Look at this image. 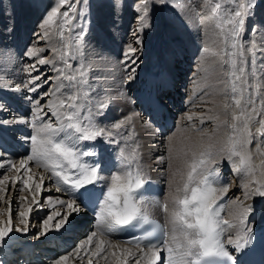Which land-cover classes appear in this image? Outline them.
<instances>
[{
    "label": "bare ground",
    "instance_id": "obj_1",
    "mask_svg": "<svg viewBox=\"0 0 264 264\" xmlns=\"http://www.w3.org/2000/svg\"><path fill=\"white\" fill-rule=\"evenodd\" d=\"M113 1L102 0V2H99L96 5L95 7L96 9H94L96 10L95 14L98 24L96 26L95 25L92 26H95V30L93 29V31L97 33V36L95 37L94 32L93 35L90 34L89 37L87 36L88 37L86 42L87 47H86V51L85 50L84 51L87 56H91L94 55V53L91 52V50L93 49L103 50L106 53L107 61L102 64H93L89 59L86 58L84 59L81 72H85V70H87V72L89 73V76L84 78L85 80H87V84H83V85L80 84L79 83L80 74L79 75L76 74L73 75L77 77V80L75 81L76 87L73 85L74 82L72 84L74 86L73 87L71 84H69L68 80L60 77L59 73L56 71V69L62 68L61 65L62 62L60 64L59 62L60 60L58 61L57 55L52 52L48 53L47 55H44L45 50L54 48L53 45H55V42L56 44L58 42L55 38V33H53L52 30L50 31L49 39H47L46 41L39 40L37 36L32 35V38L34 40L31 43V45L35 44L33 47L37 50V52L40 53L41 56L49 60H53L54 56L57 57L54 60L53 64L38 65L39 72L43 73L44 78L51 77L52 79L50 80V83L53 85V87L50 89L46 84L44 88H42L40 91L48 90L49 92H55V95H50L42 99L41 104H44L45 100H49L53 105H56L59 103L60 100L66 99L65 97H67L66 96L67 94L65 92L68 93L71 92L78 96V99H76L75 101V103L78 105L76 112L77 115L81 117L80 120H74L72 121V123L86 124L87 121L84 120L83 117H85V115L88 113L92 114V119L94 122L101 123V118L95 115L97 112L96 106L100 102L107 100V98L110 97L111 104L107 108L108 110L107 109L105 110L104 116L102 117L103 126H105L106 131L110 129L113 130L116 129L115 127H113V125L116 122H123V127H125L126 129L128 128L129 131L136 129L141 133L140 138L142 139L143 142H147V146L150 147L151 152L149 154L146 148L143 147H139L138 150L136 149V151L138 152V154L139 153L141 154V152H143V154L141 155L144 158H147L148 161H149L148 156L151 157L148 165L151 166L152 162H157L160 165L161 169L159 170L154 169L152 170V172L158 177H162V178L164 176L167 177L166 198H168V200H170L171 197L174 198L173 196H175V194L176 196H178L180 192H182L181 190H183L184 184H188L189 186L190 183L188 176L189 173L191 172V166L189 165V163L190 161L192 162L193 159H191L190 157L191 154L188 155L187 152L183 150L184 149V146H182L183 144L188 146L190 145L189 143L195 141L193 143L194 148H196L195 157L196 154L199 155L202 153L203 155L201 156L206 155V158L209 156L212 158L211 159L209 157L210 160H208L207 158L208 162L206 168L205 167L203 169L200 168L201 174L193 179H197L202 174H205L207 172L211 173L210 170H212L214 166V160L217 161L219 160L220 163L219 168L229 169L225 163V157L227 156L228 152L232 149L233 145L234 144L237 145V150L241 152V155L244 157L245 163L243 165H239L237 161H240V157L233 156L232 158L233 160L232 168L233 169L236 168L235 165L238 164L240 166V171L235 172L231 170L230 172V177H232L234 180L230 182V185L228 187V192L230 193V197L227 202V212H226V216L229 219V222L236 225L235 229L228 228V232H229L228 237L232 236L233 238H235L237 231L241 227L235 215L237 210L236 206L241 201H243L245 205H251L254 208H256L257 205L260 206L264 205V199H261L259 197H256L255 199L245 198L246 191L264 186V136L258 135L259 131H264V128H261V120L264 119V72L259 71V67H260L259 64L255 65V69L257 70V74H258L257 83H259L260 85L259 92L254 97L255 104L248 105L247 108L245 109L242 120L235 121V123H237L238 125V130L232 132L230 137L228 136L230 142L227 141V136L224 132H222L224 133L223 136L222 135L214 136L217 135L218 131H220L221 129L226 130L228 134L230 133L231 127L229 124L231 121L233 123L232 113H235L236 115H240V109L235 107L234 100L232 98L233 94L225 95L226 91L228 90L226 89L225 84L221 83V81L226 80L227 76H226V72L225 73L222 72L224 66L223 67L221 66L219 62V57L212 55V53H208L209 55L205 54L200 49L199 46L200 44L201 45L203 44L204 37L210 35L211 33H213V37L215 35L214 37L215 39L217 38L215 42L218 41L219 36H221L218 34V32L215 31V27L216 26L218 27V25L221 22L217 21L216 16L213 14L212 11L213 7H211L210 4H208L205 0H193L192 2L195 3L194 6H192V3L189 4L188 0H186L188 4L184 3L183 6L182 4L178 5L176 3L178 6H180L179 8L181 9L179 10L180 11L179 15H177L175 18L168 16L169 8L158 10L153 14L152 19L149 22L150 26L145 27L143 31H137V29L140 28V21L137 19V12L133 8V4L136 2V0L133 1L134 3L128 5L124 4L125 5L124 7H121L123 5L121 0H116V2ZM28 3L29 4L27 5H24L22 3L21 9L17 12L14 10H9L7 7L5 8L4 5L0 4V9L4 8L3 9L4 12L0 14V85L4 83L15 84L21 82L20 78H23L24 75L27 78V76L29 75L27 69L30 64L34 63L33 59H30L29 57L26 56L27 59L25 58L26 60L23 66L21 64V59L23 60V57L22 58L18 57V54H21L20 53L21 52L20 47L22 46L21 40L24 38L22 33L33 34L34 32L36 33L41 32L42 30L38 27V24L40 23L44 13L52 5L48 0H43L40 5H33L30 2ZM171 8L173 9V7ZM258 10H260V14L257 17H255V21L257 23H264V13H263L264 4L260 5ZM181 16H183V20H181L180 18ZM204 17H208L209 19L205 21V24L201 25L199 21ZM18 18H21L23 31L21 34L19 33L21 36L20 37L18 36L19 40L15 41L16 43L12 41L14 43V47L16 46L15 48H13V45H11L12 43H8L10 34L6 31H8V28L13 27L15 23L19 22V20H16ZM7 22L9 23L8 24L9 27L7 26L8 28L6 29L4 26ZM61 25H62V21H61ZM30 26L32 27L30 28ZM246 27H247V22H246ZM24 28L26 29L24 30ZM128 28H129V33L126 35ZM118 31L121 36L117 34ZM213 31H215V33ZM185 34L186 36L189 37V39L184 38L183 35ZM246 35L247 33L245 32V36ZM67 37L69 41H71V39L73 38L72 32H69ZM120 37L121 39L123 38L122 40V42H124L122 45L123 48L121 46L122 42H120L121 40ZM137 37H139L142 41L141 45L139 46L136 43ZM224 37L220 38L222 40L219 44L216 43L217 45L216 44L214 45L216 49L215 48L212 49L211 47L212 50L214 49L216 50L215 51L216 53L221 52V50H225L227 52L230 51L233 41L231 40L228 32ZM26 38L28 40L30 36L27 35ZM179 38H183V41H179L178 40ZM214 38H213V43H214ZM226 38H228V42H229L228 44L223 43V41ZM253 39L259 40V37L254 36ZM184 43L185 44L189 43L186 50L182 48ZM129 45L138 49L136 55L139 57V59L137 61L138 66H136V72L134 74L135 79L131 82L126 83L125 80H126L127 72H126L125 64L123 63L122 53L127 49ZM41 49H43L44 51H41ZM62 49H63L62 51H64V47ZM245 50L246 52L244 53H246L248 56L247 46H245ZM210 52L212 51L210 50ZM15 56H17L16 58L17 62L14 59ZM225 58L228 60L229 63H231L233 60L232 56L229 57L226 56ZM229 58L231 60H229ZM79 69H77L78 73H80ZM181 69H186L187 71H190L191 79L189 80L186 87L188 94L187 101L189 100V106L184 111H182V115L178 117V121L180 124L181 122L183 123V121L184 122L189 121L187 117L191 116L192 119L189 122V126L191 127L190 130H192V132H195L194 131L195 128L197 129V127L202 123L201 121H203V123L206 124L207 129L203 128L201 131L199 129V132H195V134L197 135L204 133L205 137H203L202 134V137H197V139L193 138L194 140H192V138L189 140V138L186 137L184 138V140H182L181 137H178V136L187 135L186 134L187 132L185 133V131L181 135L177 134V136H175L176 133L173 132H172L173 134L170 133L172 135V141H171L172 151L171 153H168L170 157L169 160V158L168 159L166 158L167 153L165 154L160 153L158 155L154 154V151H160L161 149L164 150L168 148L169 145L165 144L162 140L160 141L157 139L156 135L158 134L154 131L153 128H151L149 125H147L144 122L145 119L141 117V114L133 107L132 100L135 97L134 93L127 94L126 91L129 87H132V89L135 90L136 87L138 86L139 87L137 91H139L141 88L140 86L149 83L147 80H145V78L151 73H154L158 76H160L163 72H173L174 74H178L180 73ZM128 71H130V69H128ZM32 74L37 75L36 72H33ZM157 82H158L157 78L156 79L150 78L151 87L156 86ZM249 83H252L251 77H249ZM66 84H69V86ZM57 86H59L58 89ZM64 89L65 92L63 94ZM3 94L5 96L7 103L11 105L12 113H14L17 116L29 115V109H27L28 104L22 99H20V97L24 95L23 91L19 93H3ZM12 95L15 97L13 98ZM29 95L32 94L30 93ZM193 97H195L194 100H192ZM236 98H240L238 94H236ZM14 102L17 103L21 108L25 109V114L21 115V113L16 111L17 108ZM225 104L229 105V107L225 108L224 107ZM244 107H245L244 99H242L241 108ZM253 107L255 108V111H252ZM13 108L15 109L13 110ZM62 109L64 108H57V112H59L60 114L58 118L56 115L53 114V112L49 108L46 107L45 112L47 113V115L43 116V118H45L46 120L44 119L43 120L50 121L51 119H54L55 122H57L59 119L60 121V117H62L63 115ZM113 117L114 118L117 117L118 119L114 120V122L112 123ZM125 117H130L131 121L130 122L126 121L124 119ZM105 121H109L108 122L109 124L106 125ZM244 121H247V131H243L241 127ZM41 122L43 121L37 120V125L39 126ZM61 123L59 125L53 124V126L59 127L61 125L66 126L68 124V123H62V124ZM17 127L19 129H25V128L28 129L29 125L28 126L22 124L11 125L10 127L6 128L7 135L16 134ZM178 127L180 126L178 125ZM178 127L175 128L176 131ZM70 131L74 133V130H70ZM118 133L120 132L116 131L115 136H117ZM249 133L251 135H249ZM61 135H63V133H61ZM261 138H263V140ZM57 139H59V137H57ZM81 143L83 144V141ZM241 143H243V147L239 146ZM132 148L135 149L136 147L133 146ZM118 151L121 150L118 149L117 152ZM23 154H24L23 152L14 153L12 159L13 162L17 164V167H19V160L24 159ZM208 154L209 156H207ZM158 157H165V160L161 161L158 159ZM213 157H216V159L213 160ZM81 158L82 157H80L79 162H81ZM168 160L169 162L167 163ZM27 167L30 169V172L27 173H23L22 170L21 172H17L16 170H11L6 167H0V173L2 174L1 171H5L6 169L8 172L5 171L4 175H8L10 177V180L5 181L4 184V187L6 189L8 187L10 188L9 194L7 195L6 193L3 195L2 198H0V204H3L2 208L0 207V218L3 217L4 220L3 223H7V221L9 220V211L14 212L13 210L15 209V205H16L14 201H17L16 200L17 195L15 196V194H17V192H19L20 189L23 187V185L19 182V179H17L18 177L26 178L28 175H31L33 177V180L29 182L31 188H34V185L36 183H41V185L44 184V188H40L39 190L31 191L29 188H24V190L21 191L20 196L25 195L26 198V200L21 203V206H23L21 207V209L22 211L24 210V212L28 211L30 202L33 199V195L35 196L36 200H39V194L41 190L43 191V194L46 195L45 200L47 203L49 198H51L53 202L61 199L66 200L65 199L66 196L69 197L68 199H71V197L69 196L70 192L64 190L65 187L64 185L60 186L61 188L60 191L56 190V185L53 182L55 180V177L50 171L44 169L43 167L36 166L34 161L29 162ZM68 167L69 168L67 170H70L73 174H75L76 170L70 169V166ZM184 171H186V173L184 179L182 180L183 177L182 175ZM114 173H117V171H115ZM3 176H1L0 179H2ZM41 176L43 177L42 182L39 179ZM12 180H16L15 185L12 184L11 182ZM52 185L53 186L55 185L54 188L52 187ZM244 185H248V189H245ZM171 186H173V188ZM169 187L172 188L173 190L171 189L172 190L171 191ZM221 187L222 185L215 187L217 189L215 197H217L221 193L219 191ZM178 189L179 191H177ZM189 191H190V186L187 194L189 193ZM233 192H235L234 194L237 196L233 197L232 196ZM28 198H30V200H28ZM169 203L168 201L166 203L167 222L169 229L168 237L172 234V223H171L172 213L176 212L175 210L171 209L170 206L171 204ZM51 206H59V205H53L48 203V207ZM60 208L62 207L59 206L56 208V210L60 211ZM43 209L38 210L36 214L34 213L36 218L43 213ZM61 211L63 212L64 209H61ZM261 217H264L263 211L261 212ZM70 218H73L70 220L72 227L74 226L72 230L69 229L65 230L67 228V225H65V227L62 228L59 232L50 231L46 236L41 235L39 238H36V235L28 238L29 234L27 232L26 234H23L20 232H16L13 229L5 245L2 248H0V256L2 257L4 255L6 256L12 255L10 259L8 258L10 261L9 263H12L15 260L14 259L15 253L18 252L19 254L21 253V255H19L20 258L23 255H26V257L23 256L24 258H22V260H20L19 262H17L18 261L17 259V261L14 264H23L25 259L27 260V262L31 261L30 262L31 264H36L37 260H35V258L33 260L32 257L29 260L30 257L29 254L33 255L34 252H38L39 255H42L44 253H50L48 254V256L53 258L58 255L57 254L58 251L59 253L61 251L62 253L60 254H67L69 256V260L67 264H88V258L85 257V251H87V249H82L80 250L79 253L76 252V249L79 246V244L83 243L87 239L88 235H90L91 232L93 231L97 232V236L93 238V244L91 248L94 251L95 246L99 243V241L103 240L104 241L103 247L106 249L105 254L107 255V259L91 257L92 264H120V262L124 259V256L121 255V252L125 248L131 249L134 253L139 255V250L137 249L136 245H130L123 241L114 240L111 237H109L106 233H102L101 229H98L96 227V220L91 222L88 216L83 214L82 210L79 213V215L73 214V216H71ZM79 221H83V224H85L82 230L77 228L81 226L78 224ZM14 223L15 221L13 220V217H11L12 228H13L12 225ZM16 223L17 226L23 227V225H19V221ZM89 227H90L89 229L90 232L88 231V234L86 236L85 235L80 236L79 239L77 240V244H76L77 246L69 249L70 251L67 252L66 249L69 247V244L72 242V241L69 242L67 239H69V237L71 236V240H72L73 237L77 236L78 234L81 235L80 232L87 230ZM28 228L31 227H28L27 225V229ZM30 232L31 230H29V233ZM55 240L58 241V244L60 245L63 244V247L61 249L59 250L56 249ZM52 241H54L53 245H48V246L46 245L47 243H50ZM34 248L36 249V251H34ZM13 251H15L14 254ZM145 251H147V248H145ZM113 252L116 253V256L112 255ZM54 253L55 255L51 256ZM37 259L40 260V257ZM49 260H53V259H49ZM52 264H54V262H52ZM128 264H134V259L129 258ZM141 264H146V261L142 260Z\"/></svg>",
    "mask_w": 264,
    "mask_h": 264
},
{
    "label": "snow or ice",
    "instance_id": "obj_2",
    "mask_svg": "<svg viewBox=\"0 0 264 264\" xmlns=\"http://www.w3.org/2000/svg\"><path fill=\"white\" fill-rule=\"evenodd\" d=\"M260 4H264V0H245V3L239 4L235 10H232L231 6H228L226 11L230 15L227 23L231 26L229 35L233 41L231 45L233 60L229 64L228 60L225 59L229 55V52L225 50H221L219 53L212 52V55L219 57L222 67L226 64L228 65L226 69L227 78L221 81V83L225 84L228 90L225 95L233 94L232 98L235 107L240 109V115L232 113V120L234 122L230 127L234 132L238 130V125L235 121L242 120L245 109L248 105L255 104L254 97L259 92L260 85L257 83L258 74L255 65L259 64V71L264 72V23H257L255 21L256 9ZM83 6L84 0H56L55 5L50 6L38 24V27L42 31L33 33L39 40L46 41L49 39L52 27L57 25L58 20L62 21V24L66 26L69 32L73 31L74 28H79V31L76 32L75 46L65 45L64 51L59 53L58 58L64 62V68H71V62H75L77 68H81L80 58L89 59L93 64H102L107 61L106 53L103 50L93 49L91 52L94 55L91 56H87L84 52L83 41L86 30L77 18L78 8L82 9ZM170 6V0H136L133 8L137 12V19L140 21V28L137 31H143L145 27L150 26L149 22L156 11ZM220 8L221 4L216 3L215 8L212 10L213 14L215 15ZM180 18L183 20V16ZM207 19L209 18L204 17L199 23L203 25ZM73 21H75V24H73ZM245 32L247 33L246 36ZM59 35L63 38L64 31L61 30ZM254 36H258L259 40L253 39ZM136 43L138 46L141 45L142 41L139 37H137ZM245 46H247V57L244 55ZM137 50V48L129 45L122 53L123 63L127 72L126 83L135 79L134 74L139 59L136 55ZM201 50L205 54L210 53V49L207 46ZM41 51L44 50L41 49ZM48 51L57 53L58 50L48 49ZM23 55L34 60V63L30 64L27 69L30 79L26 83L24 81L15 84L4 83L0 85V93H19L23 91L24 95L20 99L28 104L29 115L17 116L12 113L11 105L7 103L4 95L0 94V129H6L14 124H25L30 125L34 129L35 134L30 133L23 139L13 137L14 143L8 141L0 142V167H6L17 172H21L22 170L23 173H27L30 172V169L27 167L28 163L34 161L36 166L43 167L53 174L55 177L53 182L56 185L57 191H60V186L64 185V190L70 192L71 196V199H61L55 202L51 198L48 199L49 204L59 205L64 211H58L53 206L49 214L41 221V228L35 234L36 238H39L41 235L46 236L50 231L59 232L65 225H67L65 230L70 229L72 224L69 218L73 214L79 215L82 210L80 205H83L84 208H92L95 215L96 227L101 229L102 233L110 234L126 227L136 228L141 223H148V217L142 208L145 198L142 194L137 196L139 190L148 181L142 169L139 168H137L133 177L131 170L132 160L125 157L123 152L120 153L122 158L121 167L116 174L110 176V184H100V161L97 160L91 165L79 162L82 156L95 157L98 155L94 150V146L81 148L80 144L82 141H95L98 138L103 139L105 136L110 138L113 135L112 131H106L105 126L102 124V117L105 110L111 104V98H107V100L100 102L96 106L97 112L95 115L101 118V123L94 122L91 113L83 117L87 121L86 124L72 123L74 120L81 119L76 112L78 108V105L75 103L76 99H78L76 94L70 92L65 100H60L56 105H53L49 100H45L44 104H41L42 99L55 95V92H49L48 90L40 91L46 84L50 89L53 85L50 83L52 78H44L43 73L39 72L38 65L53 64L57 57L54 56L53 60L46 59L31 46L25 49ZM64 68L56 69L60 77L68 81H76L77 77L66 75ZM33 72H36L37 75H32ZM83 77L84 72H80L79 83L82 85L87 84V80ZM249 77H251L252 83H249ZM21 84H23V88H21ZM29 93L35 95H29ZM236 94L240 98H236ZM242 99H244V108H241ZM46 107L58 118L60 114L57 112V108L71 109L72 111L66 112L65 115V119L69 123L66 126L54 127L51 121H43V116L47 115L45 112ZM224 107L228 108L229 105L225 104ZM166 111L167 104L165 98L159 96L151 101V109L148 118L144 122L153 128L157 134L164 137L163 142L169 145L167 151L171 153L172 135L163 131L166 127ZM252 111H255L254 107ZM124 119L128 122L131 121L130 117H125ZM187 119L191 120L192 117L188 116ZM37 120L43 122L38 126ZM201 122L203 123V121ZM113 127L118 130L123 127V122H116ZM241 127L243 131H247V121H244ZM261 128H264V119L261 120ZM70 130H74V133L78 135H75ZM249 135L251 134L249 133ZM258 135L264 136V131H259ZM108 142L115 143L116 141L110 139ZM15 144H19L21 147L25 145L29 146L26 159L19 160V167H17V164L12 159L14 156L12 149L15 147ZM239 146L243 147V143ZM233 156L240 157V165L245 163L244 157L237 150V145L235 144L225 157V163L229 169L239 172L240 166L232 168ZM158 159L164 161L165 157H158ZM66 164L70 166V169L76 170L75 174L70 170H66ZM200 164H205V161L201 160ZM196 170L197 166L193 164L188 176L189 181L193 179V174ZM210 175L216 182H222V187L219 191L227 194L230 181L220 176L219 168L214 167ZM17 179L23 185L20 189L21 191L24 188L35 191L39 190L42 186L41 183H36L34 188H31L29 184L33 180L31 175H28L26 178L18 177ZM39 179L41 182L43 181L42 176ZM9 180L10 177L8 175H4L0 179V198L7 193L4 184L5 181ZM11 182L15 185L16 180H12ZM205 183L207 184V180ZM244 188L248 189V185H244ZM188 190L189 186L185 184V193ZM216 192L217 189L215 187L207 186L203 190L193 188L190 197L188 195H185L183 198L174 197L181 210L172 213V234L159 243H155L149 239L145 245L147 251H145V248L140 247V240L148 239V236L145 235L143 238H137L136 246L139 250V255L131 249L125 248L121 252L124 259L120 264H128L129 258L134 259V264H141L142 260L146 261V264H159L162 260L161 251L166 253V256L163 258L164 264H248L246 257L254 250L257 242L264 240V236H258L255 231L254 213L256 210L251 205H245L243 201L236 206L235 215L241 227L237 231L235 238L232 236L228 237L227 244L232 246L231 251H229L220 239L222 234L221 225H225L228 228H234L236 225L220 217L222 206L216 204ZM256 197L264 199V186L245 192L246 199H255ZM20 199L25 200L26 198L21 196ZM77 200L80 201V204H77ZM33 204L38 210H42L44 207L33 195L28 211H20L18 213L19 225H23V227L17 226L15 228L16 232L26 234L28 218L33 211L31 205ZM97 208L98 212L96 211ZM164 210L167 211L166 205L164 206ZM249 217H252V219L249 220ZM54 220L55 223H53ZM12 231L11 211H9L7 223L0 222V248L5 245ZM177 233H179V237H182L183 242H180ZM96 236V231L91 232L87 239L79 244L76 249L77 253L82 249H87L85 257L88 258V264H92L91 257L107 259L103 240L99 241L94 251L91 248L93 238ZM112 255L116 256V253L113 252ZM68 260L69 256L67 254H59L53 257L54 264H67ZM0 264H6V261L0 259Z\"/></svg>",
    "mask_w": 264,
    "mask_h": 264
},
{
    "label": "rangeland",
    "instance_id": "obj_3",
    "mask_svg": "<svg viewBox=\"0 0 264 264\" xmlns=\"http://www.w3.org/2000/svg\"><path fill=\"white\" fill-rule=\"evenodd\" d=\"M43 0H0V4H2V5H4L5 6V8L7 7L9 10H14V11H19L20 9H21V4L23 3L24 5H27V4H29L28 2H30V3H32L33 5H40L41 4V2H42ZM50 3H51V5L52 6H54L55 5V3H56V0H48ZM113 1V0H112ZM122 1V6L121 7H124L125 5L124 4H131V3H134L133 1L134 0H121ZM189 2V4H191L192 3V6H194V2H192L193 0H188ZM208 4H210V6L211 7H213V9L215 8V5H216V3H220L221 4V8L215 13V16H216V19H217V21H220L221 23L218 25V27L216 28L215 27V31L216 32H218V34L219 35H221V36H219V39H218V41H216L215 42V40L217 39H215L214 37H215V35H214V37H213V33H211L210 35H207L206 37H204V42H203V44L201 45H199L200 46V49H202L203 47H205V46H207V47H209V49L212 51V52H215L216 50V47L214 46L216 43L217 44H219L220 42H221V40L222 39H220V38H222V37H224L226 34H227V32L229 33V28L231 27L228 23H227V19L229 18V15H230V13H228L227 11H226V8L228 7V6H231V8H232V10H235L238 6H239V4H243V3H245V0H205ZM99 2H102V0H84V6H83V8L82 9H80V8H78V12H77V18H78V20H79V22L81 23V24H83V26H84V28H85V30H86V35L84 36V41H83V45H84V50L86 51V47H87V38L90 36V34L91 35H93V29L95 30V26L98 24V22H97V18H96V14H95V11L96 10H94V9H96L95 7H96V5L99 3ZM113 2H116V0H114ZM178 5H181L182 4V6L184 5V3L186 4L187 3V1L185 0H170V4H171V6L170 7H167V8H165V9H168L169 8V15L168 16H170V17H172V18H175L178 14L177 13H180V9L181 8H179L180 6H178ZM180 3V4H179ZM187 3V4H188ZM260 5H262V4H260ZM260 5L257 7V10H256V16L255 17H257L259 14H260V10H258V8L260 7ZM4 6H2V7H4ZM11 7V8H10ZM171 7H173V9L171 8ZM4 8H1L0 10V14L1 13H3L4 12V10H3ZM3 10V11H2ZM62 11H63V9H62ZM258 12V13H257ZM81 13H82V15H81ZM263 13H264V11H263ZM16 20H19V22L18 23H15V25L13 26V27H11V28H8L9 26H8V22L5 24V28L7 29L8 28V31H6V32H8L10 35H9V40H8V43H12L11 45H13V48H15L14 47V43L12 42V41H17V40H19L18 38L21 36L20 34L22 33V31H23V29H22V24H21V18H18V19H16ZM15 20V21H16ZM96 23V24H95ZM17 24V25H16ZM73 24H75V21H73ZM23 25H24V23H23ZM92 25H95V26H92ZM8 26V27H7ZM55 26H57V27H55ZM32 26H30V28H31ZM17 28V29H16ZM22 30H21V29ZM56 28V29H55ZM26 28H24V30H25ZM58 29V30H57ZM218 29V30H217ZM52 31H53V33H55V38H56V40L58 41L57 42V44H56V42H55V45H53V47L54 48H51V49H58V51H57V53H55L56 55H57V57H58V54L60 53V51L62 52V48L65 46V45H72L73 47L75 46L74 45V42H75V40H76V32H78L79 31V28H74L73 29V31H71L72 32V36H73V38L71 39V41H69V39H68V33H69V31H67V28H66V26H64L63 24L61 25V21L60 20H58L57 21V25H54L53 27H52V29H51ZM61 30H63L64 31V35H63V38H61V36L59 35V33H60V31ZM92 30V31H91ZM31 31V30H30ZM215 31H213L214 33H215ZM220 31V32H219ZM226 31V32H225ZM14 32V33H13ZM12 33H13V35H12ZM20 33V34H19ZM95 33V37L97 36V33L96 32H94ZM129 33V28L127 29V33H126V35ZM117 34L119 35V36H121L120 35V33H119V31L117 32ZM22 35L24 36V38L21 40V44H22V46L20 47V53L21 54H18V57H23V60L21 59V64L24 66V62H25V60L27 59V57L25 56V55H23V53H24V51H25V49L27 48V47H29V46H34L35 44H33V45H31V43L33 42V38H32V33H28V34H24V33H22ZM26 35V36H25ZM27 35L28 36H30V38L27 40ZM19 36V37H18ZM57 36H58V38H57ZM88 36V37H87ZM184 36V38L185 39H189V37L188 36H186V34L185 35H183ZM92 37V36H91ZM213 38H214V43H213ZM225 38V37H224ZM120 39H121V37H120ZM27 40V41H26ZM55 40V41H56ZM67 40H68V42H67ZM95 40H98V39H95ZM122 40H123V38L120 40V42H122ZM179 41H183V38H179L178 39ZM177 40V41H178ZM60 41V42H59ZM212 41V42H211ZM63 42V43H62ZM97 42V41H96ZM16 43V42H15ZM123 43L124 42H122L121 43V46L123 45ZM198 43V42H197ZM197 43H196V46H197ZM212 45H211V44ZM223 43H225V44H228L229 42H228V38H226L224 41H223ZM223 43H222V45H223ZM85 44H86V46H85ZM216 44V45H217ZM64 45V46H63ZM188 45H189V43L188 44H185L184 43V45L182 46V48H184V50H186V48L188 47ZM57 46H58V48H57ZM62 47V48H61ZM211 47H212V49L213 48H215L214 50H212L211 49ZM122 48H123V46H122ZM84 51V52H85ZM201 51V50H200ZM233 50H232V48L230 49V51H229V55L227 56V57H229V56H232V55H230L231 53L230 52H232ZM212 52H210V53H212ZM245 52H246V50H245ZM17 53V52H16ZM45 54L44 55H47L48 53H51L50 51H48V49L47 50H45V52H44ZM20 55V56H19ZM207 55H209V54H207ZM244 55H245V57L247 56V54L246 53H244ZM25 56V57H24ZM17 56H15L14 57V59L16 60V62H17ZM26 58V59H25ZM65 59H67V57H65ZM84 59L85 58H83V59H80V65H82L83 66V62H84ZM226 59V58H225ZM60 59L58 58V61H59ZM229 60H231L230 58H229ZM60 62V64H61V62H62V68H64V62L63 61H59ZM237 62H239V61H237ZM72 63V67L71 68H64V71H65V74H67V75H71V76H73V75H79L80 73H78V70L77 69H79V68H77V66H76V63L75 62H71ZM230 64V63H229ZM227 64L226 65H224V68H223V70H222V72H226L225 70L227 69ZM90 69V68H89ZM79 71L81 72L82 71V67L79 69ZM67 72V73H66ZM87 72V70H85V72L84 73H86ZM27 73V72H26ZM25 73V74H26ZM71 73V74H70ZM33 75V74H32ZM89 76V73L87 72L86 74H84V77L83 78H85V77H88ZM29 78H30V76L28 75L27 76V78H26V76L24 75L23 76V78H20V80L21 81H25V83L29 80ZM90 79V78H89ZM19 80V81H20ZM73 82H74V84H73ZM20 83V82H19ZM69 84H73L75 87H76V83H75V81H69ZM69 84H66V85H68L69 86ZM23 84H21V87H23L22 86ZM65 85V86H66ZM72 85V86H73ZM67 86V87H68ZM73 86V87H74ZM107 91V90H106ZM64 92H65V89L63 90V94H64ZM67 95L66 96H68V94L70 93H68V92H65ZM126 93L127 94H129L127 91H126ZM0 94H3V93H0ZM30 94V93H29ZM31 94H33V93H31ZM4 95V94H3ZM12 97L14 98L15 96H13L12 95ZM104 97V96H103ZM102 97V98H103ZM65 98H67V97H65ZM63 100H65V99H63ZM15 108H13V110H14ZM27 109H29V106H28V108ZM63 110V115H62V117H60V121H59V123H57V122H55V120L54 119H51L50 121L52 122V124H54V125H59L60 123H61V121H62V123H69L67 120L65 121V115H66V112H70V111H72L71 109H62ZM108 110V109H107ZM16 111L17 112H19V113H21L19 110H17L16 109ZM65 111V112H64ZM97 111V110H96ZM119 111H121V110H119ZM23 114H25V111L23 112V113H21V115H23ZM64 116V117H63ZM112 116H114V115H112ZM142 117V116H141ZM64 118V119H63ZM44 120H46L45 118H43ZM61 119H63V120H61ZM105 119H106V116H105ZM118 118L117 117H113V119H112V123L114 122V120H117ZM43 120V121H44ZM54 121V122H53ZM84 121V120H83ZM109 121H105V124L106 125H108L109 123H108ZM188 123L190 122V120L189 121H187ZM187 122H184L183 121V124L180 126V127H178L177 128V131L175 130V131H173V133H176L175 134V136H177V134H179V135H181L182 133H184V131H185V133L187 134V135H184V136H178V137H181V139L182 140H184V138L186 137V138H189V140L192 138V140H194V139H197V137H202V134H203V137H205L204 136V133H201V134H199V135H197V134H195V132H199V129H200V131L204 128H206L207 129V126H206V124H204V123H201L198 127H197V129L195 128V132H192V130H190L191 129V127L189 126V125H187ZM234 122V121H233ZM61 123V124H62ZM98 124H99V122H97ZM232 124V121L230 122V124L229 125H231ZM22 125H25V124H22ZM26 126V125H25ZM28 126V125H27ZM204 126H206V127H204ZM18 127H17V130L16 131H18ZM29 129V128H28ZM122 129V130H121ZM121 129L119 130H117V129H113V130H111V131H114V132H112L113 133V135H112V137H107V136H105L103 139H97V140H95V141H83V144L81 143L80 144V147L81 148H84V147H93L94 146V150L98 153V155L96 156V157H94V159H92L93 158V156H82V158H81V164H88V165H91L93 162H95L96 160H98V161H100L101 162V168H102V162L104 161V159H106L109 155H112V154H114V153H121V152H123L124 153V155L126 154V155H128L130 158H131V160H136V161H138V163H139V166L143 169V170H145L146 169V171H147V173H148V170H147V167H148V159L147 158H144L141 154H143V152H141V154L139 153V156H135L134 155V153L133 152H135V153H137L138 154V152L136 151V149L138 150V148L139 147H143V148H146V150L148 151V153L150 154V147H148L147 146V142H143L142 141V139L140 138L141 137V133L139 132V131H137L136 129H134V130H132V131H129V129L127 128H125V127H121ZM125 129V130H124ZM189 129V130H188ZM116 131L117 132H120V133H118L117 134V136H115L116 134ZM125 131V132H124ZM221 131V132H220ZM220 131H218V134L217 135H214V136H223V134L225 133L226 134V136H227V141L228 142H230V140H229V137H230V135L232 134V132H234L233 130H232V128L230 129V133L228 134V132L226 131V130H223V129H221ZM178 132V133H177ZM205 132V131H204ZM222 132H224V133H222ZM173 133H171V134H173ZM33 134H35V131H34V133ZM137 136H136V135ZM189 134H191V135H193V136H195V137H193V136H191V135H189ZM220 134V135H219ZM78 135V134H77ZM130 135V136H129ZM201 135V136H200ZM115 136V137H114ZM229 136V137H228ZM137 137V138H136ZM131 138V139H130ZM135 140H134V139ZM194 138V139H193ZM114 140V141H116L115 143H110V142H108L109 140ZM262 140H263V138H261ZM103 140V141H102ZM118 140V141H117ZM118 142V143H117ZM195 141H193L192 143H189L190 145H182V146H184V151H186L187 152V154L188 155H190V157H191V159H193L192 161H194L195 163H197L198 164V168H201V169H203L204 167L206 168V165H207V162H208V160H210L209 159V154L207 155V156H209V157H207L208 158V160H207V158H206V155L205 156H201V155H203L202 153L201 154H196V157H195V153H196V148H194V143ZM135 143H136V145H135ZM119 144V145H118ZM140 144V145H139ZM144 144V145H143ZM259 144V143H258ZM136 147L135 149H133L132 147ZM145 146V147H144ZM121 150V151H118L117 152V150ZM219 149V148H218ZM259 150H260V148H259ZM115 151V152H114ZM167 153V156H166V158L168 159L169 158V160H170V157H169V154H168V151L166 152ZM199 156V157H198ZM216 156H218V155H216ZM136 157V158H135ZM142 157V158H141ZM189 157V158H190ZM211 158V157H210ZM24 159H26V156H24ZM150 159H151V157H150ZM212 159V158H211ZM214 159H216V157H213V160ZM217 159H218V157H217ZM169 160L167 161V163L169 162ZM201 160H204L205 161V164H203V165H200L199 166V164H200V161ZM85 161H87V162H85ZM93 161V162H92ZM215 161V164L216 163H218L219 162V160L217 161V160H214ZM31 162V161H30ZM88 162H90L91 164H89ZM237 162H239V161H237ZM133 163V162H132ZM134 164V163H133ZM191 164V161H190V163H189V165ZM168 165V164H167ZM152 166H156V165H154V164H152ZM235 166H237V164L235 165ZM149 167H151V166H149ZM65 168H66V170L69 168L68 167V165H65ZM5 169V168H4ZM3 169V170H4ZM229 171H231V169H228ZM5 171L6 172H8L6 169H5ZM5 171H1L2 172V174L0 175V177L1 176H3L4 175V173H5ZM49 171V170H48ZM146 173V172H145ZM185 173H186V171H184L183 172V177H182V180L184 179V177H185ZM102 179V181H104L105 179H103V178H101ZM101 182V181H100ZM185 185V184H184ZM55 186V185H54ZM54 186L52 185V187L54 188ZM172 188H173V186H171ZM41 188H44V184H42V186H41ZM172 188H170L169 187V189L171 190ZM9 190H10V188L8 187L7 188V195L9 194ZM173 190V189H172ZM171 190V191H172ZM182 192H180V194L181 195H186L187 193H185V191H184V188H183V190H181ZM20 194H21V190L19 191V192H17V194H15V196L17 195V201H14V203L16 204L15 205V209L13 210L14 212H12L11 211V217H13V220L15 221V223L12 225L13 226V229L15 230V228H16V226H17V223L16 222H18L19 221V216H18V213L20 212V211H22V209H21V207H23V206H21V203L22 202H24L25 200H21L20 199ZM180 195V196H181ZM175 196H176V194H175ZM23 197H25V195L23 196ZM67 197V198H66ZM65 197V199L66 200H68V196H66ZM174 197V196H173ZM45 198H46V195H44L43 194V191L41 190L40 191V194H39V200H37V201H41L40 203L41 204H43L44 205V209H43V213L42 214H40V216L39 217H35V215H34V213L36 214V212H38V209H36L35 208V205L33 204V205H31L32 206V208H33V211L31 212V214H30V216H29V220H28V227H31V228H28L27 229V233L29 234V237L28 238H30V237H32V236H34L35 234H36V232H37V230L39 229V228H41V221L46 217V215H48L49 214V212L51 211V209L53 208V206H51V207H48V203L46 202V200H45ZM177 198V197H176ZM28 200H30V198H28ZM171 200H173V198H171L170 199V202H171V205H172V201ZM11 202H12V200H11ZM168 203H169V201H168ZM6 204V203H5ZM170 204V203H169ZM2 206H3V204H0V207L2 208ZM57 207H59V206H55V208H57ZM24 209V208H23ZM61 209H63V208H60V211H61ZM175 210V209H174ZM24 211V210H23ZM176 211V210H175ZM62 212V211H61ZM18 216V217H17ZM70 220L71 219H73V218H69ZM0 222H4V220H3V217H1L0 218ZM53 223H55V220L53 221ZM89 229H90V227L87 229V230H85V231H81L80 233H81V235L80 234H78L77 236H75V237H73V239L71 240L72 242L69 244V247L66 249V251L68 252V251H70L69 249H71V248H74V247H76L77 245V240L79 239V237L80 236H82V235H87L88 234V231H89ZM234 229H235V227H234ZM29 230H31V232L29 233ZM90 232V231H89ZM84 233V234H83ZM177 235H179V233H177ZM53 242L54 241H52V242H50V243H47L46 245L48 246V245H53ZM180 242H183V240H182V237H180ZM58 250V249H57ZM34 251H36V249L34 248ZM43 251V250H42ZM66 251H64V252H66ZM63 252V253H64ZM15 253V251H13V254ZM29 253H30V251H29ZM60 253H62L61 251H60ZM59 253V251H58V255L60 254ZM48 254H50V253H44V254H42V255H39L38 254V252H34L33 253V255L31 254H29V260L33 257V260H34V258H35V260H37L36 262V264H48V263H51L52 264V262H53V260H49V259H53L52 257H50V256H48ZM19 255H21V253L19 254L18 252L17 253H15V255H14V261L12 262V263H9L10 261H9V259H10V257L12 256V255H9V256H6V255H4V256H0V259H3V260H5L6 261V264H14L16 261H17V259H18V261L17 262H19L20 260H22V258H24V257H26V255H23L21 258L19 257ZM55 255V253L54 254H52L51 256H54ZM40 257V260L39 259H37V258H39ZM9 258V259H8ZM11 260H13V259H11ZM39 260V261H38ZM47 261H49V262H47ZM51 261V262H50ZM31 261H29V262H27V260L25 259L24 260V262H23V264H31L30 263Z\"/></svg>",
    "mask_w": 264,
    "mask_h": 264
}]
</instances>
